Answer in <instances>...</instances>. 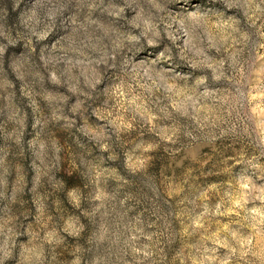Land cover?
Returning <instances> with one entry per match:
<instances>
[{
    "label": "clouds",
    "instance_id": "obj_1",
    "mask_svg": "<svg viewBox=\"0 0 264 264\" xmlns=\"http://www.w3.org/2000/svg\"><path fill=\"white\" fill-rule=\"evenodd\" d=\"M0 264H264V0H0Z\"/></svg>",
    "mask_w": 264,
    "mask_h": 264
}]
</instances>
